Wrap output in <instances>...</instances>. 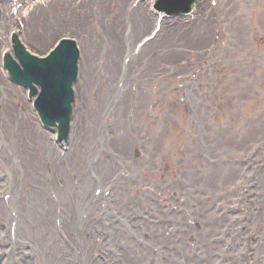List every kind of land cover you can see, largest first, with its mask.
Segmentation results:
<instances>
[{
  "label": "rangeland",
  "instance_id": "374dc122",
  "mask_svg": "<svg viewBox=\"0 0 264 264\" xmlns=\"http://www.w3.org/2000/svg\"><path fill=\"white\" fill-rule=\"evenodd\" d=\"M131 1L96 2L103 38L73 7L44 14L48 48L63 35L84 43L79 111L64 157L24 97V132L2 117L3 264H264V1L202 0L196 20L170 22L139 53L152 23L140 32L130 21L148 3L120 12L126 30L108 17ZM204 27L206 43L169 48Z\"/></svg>",
  "mask_w": 264,
  "mask_h": 264
},
{
  "label": "water",
  "instance_id": "95a60500",
  "mask_svg": "<svg viewBox=\"0 0 264 264\" xmlns=\"http://www.w3.org/2000/svg\"><path fill=\"white\" fill-rule=\"evenodd\" d=\"M174 3H182L172 9V12H183L189 7L192 0H174ZM171 12V13H172ZM67 47H62V50L58 51L54 58L56 61L54 64H48L43 67V76L29 77V82H40L44 86V93L42 92L41 100H37L41 104V110L46 118V122L53 124L55 120L61 122V128L64 130L69 122L70 107L69 104L72 97L69 93V86L71 78L75 72L76 54L73 57L69 55H62ZM60 54V55H59ZM69 56V57H68ZM68 57L69 59H66ZM52 58V59H53ZM53 60V61H54ZM51 61V60H50ZM49 62V61H48ZM33 80V81H32ZM27 81V78H25Z\"/></svg>",
  "mask_w": 264,
  "mask_h": 264
},
{
  "label": "bare ground",
  "instance_id": "6f19581e",
  "mask_svg": "<svg viewBox=\"0 0 264 264\" xmlns=\"http://www.w3.org/2000/svg\"><path fill=\"white\" fill-rule=\"evenodd\" d=\"M87 19H89V16L88 15H87ZM139 21H140V28L141 29L145 28L146 25H147V23H146L147 21L145 22V20L142 19V18H140ZM91 24H92L91 26H93V28L95 29V35H99L100 32H99L98 24L95 23V22H93ZM10 113H13L15 115V112H14V110L12 108L10 109ZM22 117H24V115L22 113H19L18 114V118L19 119H22ZM52 154H54V150H53ZM44 156H46V154H44ZM42 223H44V222H42Z\"/></svg>",
  "mask_w": 264,
  "mask_h": 264
},
{
  "label": "flooded vegetation",
  "instance_id": "af4514ba",
  "mask_svg": "<svg viewBox=\"0 0 264 264\" xmlns=\"http://www.w3.org/2000/svg\"><path fill=\"white\" fill-rule=\"evenodd\" d=\"M6 32H7L6 28H1L0 36L4 37L6 35Z\"/></svg>",
  "mask_w": 264,
  "mask_h": 264
}]
</instances>
